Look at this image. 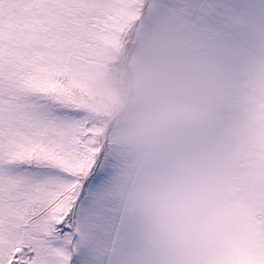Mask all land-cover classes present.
<instances>
[{
    "label": "snow or ice",
    "instance_id": "6c2138e0",
    "mask_svg": "<svg viewBox=\"0 0 264 264\" xmlns=\"http://www.w3.org/2000/svg\"><path fill=\"white\" fill-rule=\"evenodd\" d=\"M157 24L195 30L226 81L242 211L206 264H264V0H0V264H161L82 101Z\"/></svg>",
    "mask_w": 264,
    "mask_h": 264
},
{
    "label": "clouds",
    "instance_id": "9594fccd",
    "mask_svg": "<svg viewBox=\"0 0 264 264\" xmlns=\"http://www.w3.org/2000/svg\"><path fill=\"white\" fill-rule=\"evenodd\" d=\"M226 81L199 34L157 24L82 101L117 160L124 210L161 264H206L240 215V150L219 130Z\"/></svg>",
    "mask_w": 264,
    "mask_h": 264
}]
</instances>
